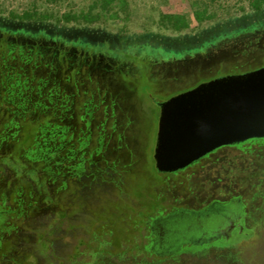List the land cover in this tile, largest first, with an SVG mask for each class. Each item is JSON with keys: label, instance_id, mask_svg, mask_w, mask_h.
<instances>
[{"label": "rangeland", "instance_id": "obj_1", "mask_svg": "<svg viewBox=\"0 0 264 264\" xmlns=\"http://www.w3.org/2000/svg\"><path fill=\"white\" fill-rule=\"evenodd\" d=\"M94 2L0 0V32L49 48L31 81L33 93L41 85L43 94L28 111L14 115L17 102L0 89V264H264V139L223 147L180 173H161L154 160L162 102L264 66V26L250 0H116L107 11L92 9L101 14L93 23L63 20ZM26 12L34 19L13 18ZM165 15L185 16L189 27L177 30ZM254 22L180 58L132 45L197 46L219 28ZM123 40H131L132 55L118 52ZM56 49L74 57L72 68L45 64ZM50 88L58 89L54 101ZM37 101L48 108L35 111ZM45 120L61 129L47 127L42 138L36 130ZM235 199L243 230L229 240L172 243L155 224Z\"/></svg>", "mask_w": 264, "mask_h": 264}, {"label": "water", "instance_id": "obj_2", "mask_svg": "<svg viewBox=\"0 0 264 264\" xmlns=\"http://www.w3.org/2000/svg\"><path fill=\"white\" fill-rule=\"evenodd\" d=\"M154 160L183 170L225 146L264 139V66L204 81L162 102Z\"/></svg>", "mask_w": 264, "mask_h": 264}, {"label": "trees", "instance_id": "obj_3", "mask_svg": "<svg viewBox=\"0 0 264 264\" xmlns=\"http://www.w3.org/2000/svg\"><path fill=\"white\" fill-rule=\"evenodd\" d=\"M116 2V0H95L93 6H91V9L87 12H81L80 14H72L67 13L64 14L63 20L65 22H86V23H93L99 19L101 14L98 12L97 14H93L94 12L92 9L99 8L100 11H107L109 10L112 5ZM251 9L256 14V22H259L261 26H264V20L262 16L264 15V0H250ZM34 15L32 12H26L22 15L14 14L13 18L15 19H21V20H32L34 19ZM167 17L168 21H174L175 22V28L177 30H181L184 28L189 27V21L185 16H171V15H165L164 19ZM200 19V17H199ZM254 22V26L250 28H245V26L242 27H229L225 26L223 28H219L216 32H214L213 36L207 40H204L201 42V44H198L197 46H183L179 49H173L168 46L156 47L159 46V40H152V39H145L144 41H134L132 45H137L136 48L139 51L146 50L147 53H154L160 56H163V58L172 59V58H180L186 54H192L194 52H200L204 51L207 46L210 44H213L216 41H219L220 39L228 36H236L239 33L246 31L247 29H253L255 27H258L257 23ZM258 23V24H259ZM131 40H123L120 48H118V52L123 53H129L128 55H132L130 51L128 50V47ZM120 50V51H119ZM133 53V52H132ZM44 54L42 51H40L37 48H32V46L29 43L23 44L19 42L18 39H13L10 37V35H4L2 32H0V89L4 88V92L8 97L14 101L17 102L16 109L14 110V115L19 114V110L21 109V113H25L28 111L27 105L30 103V101L34 100V95L36 94H43L41 91V85L38 87V92L33 93V86L31 84V81H34L36 78V74L38 70H40L41 63L44 62ZM52 60L46 62L45 64L52 68H54L53 60L54 56L51 58ZM25 65H28L31 70V77L29 74H27V71L25 70ZM246 72V71H245ZM52 73V72H51ZM13 80V82H10ZM45 80V81H44ZM49 82V78H39L38 82ZM46 85V84H44ZM46 94L50 101H54L53 97L55 94L58 93V89H52L50 88ZM8 99V98H7ZM34 103V102H33ZM40 107V109H47L48 106L42 104L40 101L35 102L34 104V110H37V107ZM39 109V108H38ZM16 116H13L11 118L12 125H18V121L15 119ZM26 118V117H25ZM24 120V119H23ZM33 121V119H31ZM40 123V122H39ZM45 125L39 126L36 130L37 132L40 130V136L43 138L45 136V133L47 132L45 128H47L50 133H55L58 130L61 129V127L58 124L52 125V122L50 120L44 121ZM27 125H30L27 124ZM9 136H7L8 138ZM6 138V137H5ZM6 138V139H7ZM37 139V135L35 134V143L34 145H37L39 142ZM251 142V141H249ZM32 154L36 153V150L30 151ZM30 153V154H31ZM28 155L27 158L29 160H39L40 157L37 155ZM33 156V157H32ZM36 171V170H35ZM190 219L185 218L180 223L174 224V227H181V232L175 235L178 239H180L178 242L180 243H193L196 242L193 240V234L192 231L189 230L190 225ZM170 239V237H168Z\"/></svg>", "mask_w": 264, "mask_h": 264}, {"label": "flooded vegetation", "instance_id": "obj_4", "mask_svg": "<svg viewBox=\"0 0 264 264\" xmlns=\"http://www.w3.org/2000/svg\"><path fill=\"white\" fill-rule=\"evenodd\" d=\"M18 40L23 44L29 43L32 46V48L39 49L40 51L43 52L44 56L49 51V48L44 46V42L32 41L31 39H26V38L18 39ZM59 53L60 51L56 49L54 50L52 55V57L54 56V60H53V65L55 64V67L53 68L55 69L54 71L57 70L59 71L63 63H67L68 66L72 68L73 65L71 63L73 60L72 58L74 57L70 55L67 56L66 53L64 52L62 54ZM53 69L51 71H53ZM219 149H217L216 151H218ZM216 151L207 155L206 158L212 155L213 153H215ZM203 159H205V157L195 162L194 164L200 162ZM189 167L180 170L177 173L183 172ZM239 204H240L239 199L231 200L229 202L214 201V203L209 205L206 209L198 210V211L196 210L180 211L177 213V215L179 216V218H181V220H184L185 218L190 219L191 222L188 228L190 231H192L193 239L196 242H200L203 240L211 241L213 239L214 241H216L221 239L220 236L222 235H225V239L229 240L230 234L235 229L238 228L237 222L234 219L239 217V212H240ZM229 214L231 215V219L227 220ZM170 218L171 216H167V217L162 216L157 220H155V224L158 226V228L161 230L162 233L164 234L166 233L167 235L166 237H170L169 240L172 241V243H175L180 240L177 237H175V235L178 234L180 230L177 227H174L175 226L174 224H176L177 222L170 221ZM238 229L239 230L237 234L238 235L242 234L243 226L239 225Z\"/></svg>", "mask_w": 264, "mask_h": 264}]
</instances>
